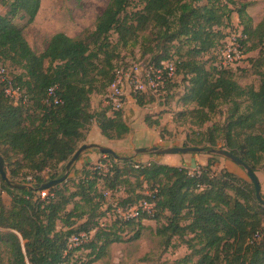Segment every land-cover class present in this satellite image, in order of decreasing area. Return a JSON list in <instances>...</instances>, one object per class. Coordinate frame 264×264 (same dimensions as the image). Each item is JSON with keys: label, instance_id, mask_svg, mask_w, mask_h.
Masks as SVG:
<instances>
[{"label": "trees", "instance_id": "trees-1", "mask_svg": "<svg viewBox=\"0 0 264 264\" xmlns=\"http://www.w3.org/2000/svg\"><path fill=\"white\" fill-rule=\"evenodd\" d=\"M252 4L240 0H110L94 28L76 37L55 33L41 53L14 21L22 10L32 22L40 0H13L8 12L0 9V64L22 91V98L15 102L0 80V154L11 182L0 175V244L7 247L10 264H71L82 248L90 250L82 264H92L113 243L139 239L147 228L146 219L158 222L156 234L165 246L174 238L184 241L191 251L185 260L197 257L192 264H264V204L257 198L254 183L226 168L215 171L210 158L193 172L185 165L142 163L132 156L108 154L114 161L108 171L90 165L75 168V175L63 183L38 189L64 174L93 120L110 140L130 132L122 111L108 113L106 108L92 113L89 108L91 94L106 91L129 62L115 60L117 48L136 44L145 59L155 46L178 43L175 52L157 59H175L177 75L188 82L180 102L194 107L180 114L192 118L200 129L193 138L187 135V140L205 150L224 148L256 173L264 166V16L254 24L247 11ZM233 13L247 34L246 52H258L250 66L259 77L257 86L242 85L233 69L217 71L204 60L205 55L214 57L222 45ZM113 33L116 42L111 39ZM174 81L169 83L167 101L161 103L167 107ZM53 86L61 99L58 104L48 98ZM137 101L144 105L156 98L149 95ZM221 105L229 106L227 123L205 127ZM163 113L146 116L150 127L160 128L161 137ZM23 168L28 170L24 174L20 173ZM28 175L32 180L28 181ZM25 182L33 187L12 185ZM122 189L119 206L137 207V215L104 226V193ZM4 193L11 197L9 205ZM141 201L153 204L150 212L140 207ZM125 228L134 231L130 239L123 235ZM92 232L82 245L71 246L72 237Z\"/></svg>", "mask_w": 264, "mask_h": 264}, {"label": "rangeland", "instance_id": "rangeland-1", "mask_svg": "<svg viewBox=\"0 0 264 264\" xmlns=\"http://www.w3.org/2000/svg\"><path fill=\"white\" fill-rule=\"evenodd\" d=\"M110 0H40L39 9L32 22H28L29 15L24 11H19L17 16L14 18L16 24L23 28L24 34L29 41L30 45L37 53H41L48 45L50 38L58 32H64L72 37L80 35L83 31L87 29L94 28V24L97 18L105 10L107 4ZM243 2H253L251 6L247 9L248 13L253 17L254 24H257L261 18L264 16V0H240ZM13 0L10 1L6 6L1 7V12L6 13L9 11ZM240 24V19L236 13H233L232 21L225 30V33L229 28ZM114 42L117 41V35L112 34L111 38ZM147 43L145 45L148 46ZM156 42H153V46ZM175 45L178 43H167L165 46L161 44L159 47H154V52H149L145 57L146 61H152L154 63L159 62L158 55H164L168 53H173L176 50ZM183 50H186L184 48ZM143 50L139 44L129 47H118L116 59H128L131 60H142L139 57L142 55ZM144 59V57L141 56ZM207 55L204 56L206 61ZM253 57H248L246 62L252 64ZM244 63V65L233 70L235 77L242 85H254L257 86L259 82V77L252 73V69ZM175 84L171 85L169 88V95H173L172 98L168 99L170 107L165 105L164 107H143L147 108L145 113H150L156 115L157 113H162L161 115V131L162 140L159 141L157 132L146 131L144 134L143 128L140 127V133L136 136L128 134L123 139L115 142L102 143L98 141V132L96 126V120H93L88 129L84 130V139L80 142L79 146L84 143H97L100 145L108 146L114 149L122 157H134L138 162L148 163L150 161H156L160 163H165L168 160L182 158L188 159L187 164L190 170L193 172L198 170L200 165L207 164L209 158L212 159L215 166L213 169L215 171H220L223 168L230 170L239 176H242L248 181L251 179L248 177L246 171L241 166L237 165L234 161L215 154H210L208 152L203 153H187V154H152L143 153L136 154L135 149L139 147H170V146H193L188 140L187 135L194 137L195 133L200 129L198 125L194 123V120L190 117H184L180 114L181 111L185 109H190L194 107V104L189 103L188 105H182L180 99L188 91V82L183 79V75L179 74L175 77ZM106 93L94 92L91 94L90 98V111L92 113H97L98 111L108 109L110 112V107L106 103ZM148 99V97H145ZM167 101V100H166ZM155 103L158 104V101ZM167 103V102H166ZM150 108V109H149ZM228 105H221L217 112L212 115V121L208 122L205 127L211 126L214 122L220 125L227 123V118L229 115ZM108 112V113H109ZM262 129L263 126H260ZM160 129V128H159ZM156 141H159L157 144ZM110 143V144H108ZM181 160V161H182ZM199 160L203 161L200 163ZM110 163H114L112 158L108 157V154H103L97 149H90L82 153L78 161L74 164L72 169H82L83 167L90 165L93 167H99L108 171ZM169 163V162H168ZM14 167H18L17 165ZM70 171L69 175L74 176V170ZM200 169V168H199ZM28 170L23 168L20 173L24 174ZM261 183L262 194L264 196V166H260L256 171ZM44 175H49L48 172H44ZM28 177H32L28 175ZM134 180V178H133ZM29 182H25L27 184ZM147 186L145 185V189ZM124 189V187H123ZM119 191H107L104 196L106 197V204L103 210L106 214L101 218L104 226L111 224L114 220L119 218H128L130 214V207L124 208L119 206L118 199L120 196L124 195V190ZM3 199L7 205H9L10 196L6 193L3 194ZM112 205V209L108 210V205ZM147 228L143 230L142 235L137 240H128L124 242H116L108 247L106 254L100 260L92 264H192L197 260V257L193 258L192 261H186L185 257L191 253L188 249L186 243L178 238H174L171 245L165 246L161 237L156 234V228L158 222L154 219L144 220ZM134 231L131 228H125L123 233L126 239H130ZM93 232L89 235H85L80 238L77 242H72L73 246L82 245L84 240L91 238ZM89 238V239H90ZM90 250L82 248L73 255L71 258V264H82L83 261H87L89 257L87 254ZM0 254L2 259V264H10V254L5 245L0 244Z\"/></svg>", "mask_w": 264, "mask_h": 264}, {"label": "built area", "instance_id": "built-area-1", "mask_svg": "<svg viewBox=\"0 0 264 264\" xmlns=\"http://www.w3.org/2000/svg\"><path fill=\"white\" fill-rule=\"evenodd\" d=\"M11 0H0V4H7ZM247 34L242 25L238 24L229 28L225 37L222 39V45L215 50L214 57L207 56L208 67L217 71L223 69H237L244 65L249 57L246 52ZM246 64L249 66L248 61ZM177 76V65L173 58L163 59L157 63L146 61L145 59L131 60L122 66L117 72L114 80L109 85L106 93V103L110 107V112L124 111L128 99L138 100L139 97H148L153 95L158 102H164L167 97L169 83ZM0 80L6 84V94L17 102L22 98L20 87L15 86L13 78L6 67L0 64ZM57 87H50L48 98L53 99L55 104L61 102L56 93ZM25 100V97H24ZM32 180L28 177V181ZM140 207L151 211L153 204L147 201H141ZM137 207H130L129 217L137 215ZM81 236H74L70 242H77ZM72 246V242H71Z\"/></svg>", "mask_w": 264, "mask_h": 264}, {"label": "water", "instance_id": "water-1", "mask_svg": "<svg viewBox=\"0 0 264 264\" xmlns=\"http://www.w3.org/2000/svg\"><path fill=\"white\" fill-rule=\"evenodd\" d=\"M90 149H97L103 154L113 155L115 157H120V155L111 147L100 145L97 143H84L82 144L71 157V159L66 163L65 172L62 176L51 179L43 184H41L38 189L45 190L49 189L57 184L63 183L69 177V173L74 166V164L78 161L80 156L83 152L90 150ZM208 152L210 154L220 155L226 157L232 161H234L237 165L241 166L245 169L248 177L255 185L256 195L259 201L264 204V197L262 195L261 183L257 176V174L253 171L252 167L243 161L240 157L235 155L234 153L224 149V148H211L205 150L204 147H197V146H170V147H159V146H151V147H139L135 149L136 154H143V153H152V154H187V153H203ZM0 175L3 181L7 183H11L9 176L7 174L5 168V160L3 156L0 154ZM14 187L20 188H32L33 185L30 183L27 184H12Z\"/></svg>", "mask_w": 264, "mask_h": 264}, {"label": "crops", "instance_id": "crops-1", "mask_svg": "<svg viewBox=\"0 0 264 264\" xmlns=\"http://www.w3.org/2000/svg\"><path fill=\"white\" fill-rule=\"evenodd\" d=\"M257 51L256 50H254V51H250V52H248V54H249V56L250 57H256L257 56ZM249 66H251V64L249 65ZM156 102V101H155ZM155 102H148V103H146V104H144V105H140L139 103H138V101H136V100H134V99H128V101H127V104H126V107H125V109H124V111H122L123 112V116H124V120L126 121V123L129 125V127H130V132L128 133V134H131V135H134V136H136V134H139L140 133V127L141 126H145V129L143 128V131H144V134H145V132L146 131H151V130H153L154 132H157V134H158V138H159V141H161L162 140V137H161V135H160V130H159V128H155V127H150L147 123H146V116L147 115H149V114H151V112L150 113H145L146 111V109L148 108V107H159V108H161V107H164L165 105L164 104H161L162 102H158V104L157 103H155ZM146 106H148L147 108H145L144 109V112H143V107H146ZM161 106V107H160ZM150 109V108H149ZM160 113V112H159ZM159 113H157V114H159ZM96 126H97V132H98V141H100V142H102V143H107V142H115V141H118V140H110V139H107L103 134H102V132H101V130H100V128H99V126L96 124ZM127 134V135H128ZM126 135V136H127ZM123 139V138H122ZM119 140H121V139H119ZM159 141H156L155 143L157 144ZM108 144H110V143H108ZM174 155V154H173ZM177 155V154H176ZM182 158H177V160L175 159H172V161L171 160H168V161H166L165 163H168V164H172V165H177V166H181V165H185V166H187V167H189V165L187 164V160L186 159H184V161L182 160ZM199 162L201 163L202 162V164L204 163L203 161H201V160H199ZM190 168V167H189ZM5 194V193H4ZM11 198V197H10ZM10 201H11V199H10ZM9 201V202H10Z\"/></svg>", "mask_w": 264, "mask_h": 264}]
</instances>
